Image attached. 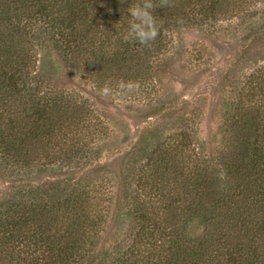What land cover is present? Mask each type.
Here are the masks:
<instances>
[{"label": "trees", "instance_id": "obj_1", "mask_svg": "<svg viewBox=\"0 0 264 264\" xmlns=\"http://www.w3.org/2000/svg\"><path fill=\"white\" fill-rule=\"evenodd\" d=\"M137 2L0 0V172L38 180L0 201V264H264V71L232 103L217 166L199 167L182 117L170 137L158 122L139 132L128 173L124 161L111 169L116 197L105 189L110 180L79 176L101 156L93 143L107 122L75 90L43 88L38 50L55 53L67 71L80 65L98 84L139 82L122 94L147 100V121L174 101L149 88L168 33L231 18L248 0H152L160 34L150 47L124 39L126 10ZM262 32L264 21L245 39ZM110 221L122 235L109 240Z\"/></svg>", "mask_w": 264, "mask_h": 264}, {"label": "rangeland", "instance_id": "obj_2", "mask_svg": "<svg viewBox=\"0 0 264 264\" xmlns=\"http://www.w3.org/2000/svg\"><path fill=\"white\" fill-rule=\"evenodd\" d=\"M263 21L264 0H248L231 18L207 20L198 28L180 25L174 32H169V45L156 55L155 82L149 88L158 99L164 96L165 100L173 98L174 101L167 103L165 113L147 121L141 118V114L147 111L144 105L147 100L132 102L128 94L119 92V81L112 84L111 79H101V84H98L94 82V76L80 71V65L75 67L76 70L67 71L55 53L47 49L38 50L41 60L39 72L45 81L43 88L75 90L80 100L88 98L95 114L107 122L106 127L98 132L101 140L93 143L94 147L103 148L101 156L94 159L85 171L79 172V176L95 182L103 179L112 181H106L105 189L116 197L118 179L111 169L124 161L120 169L128 173L131 166L126 153L144 126L154 122H158L162 134L170 137L184 125V120L187 123L185 128L192 132L196 141L199 167L217 166L219 156L229 142L226 130L232 103L239 100L244 89L252 88L249 86L251 76L257 74L258 77L259 71H264V32L256 40L245 39ZM44 60L46 63L43 65ZM105 85L113 90L109 96L101 94L100 90ZM254 100L260 101V95H255ZM90 160L82 157L81 163ZM100 166L108 168L101 169ZM10 177L0 172V201L20 197V189L38 181L37 178L20 181L17 177ZM113 212L112 209L111 215ZM112 228L110 221L103 233L105 239H114L119 233L117 228Z\"/></svg>", "mask_w": 264, "mask_h": 264}, {"label": "clouds", "instance_id": "obj_3", "mask_svg": "<svg viewBox=\"0 0 264 264\" xmlns=\"http://www.w3.org/2000/svg\"><path fill=\"white\" fill-rule=\"evenodd\" d=\"M170 6V0H161L159 7ZM157 8L152 0H139L127 8L130 13L128 30L124 39L128 42H138L140 45L150 47L151 42L155 41L160 34V28L157 24L156 16L153 14ZM117 88L120 93H132L140 88L139 82L136 81H119ZM101 94L109 96L113 90L105 85Z\"/></svg>", "mask_w": 264, "mask_h": 264}]
</instances>
